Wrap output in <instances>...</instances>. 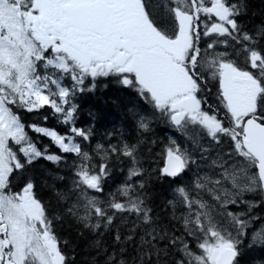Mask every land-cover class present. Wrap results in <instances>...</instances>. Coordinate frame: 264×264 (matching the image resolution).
Here are the masks:
<instances>
[{
    "label": "snow or ice",
    "instance_id": "6c2138e0",
    "mask_svg": "<svg viewBox=\"0 0 264 264\" xmlns=\"http://www.w3.org/2000/svg\"><path fill=\"white\" fill-rule=\"evenodd\" d=\"M246 7L244 0H0V264H74L70 242L54 231L61 215L49 212L35 179L24 178L41 159L59 167L66 158L38 147L26 127L76 157L71 186L56 197L89 233L93 264L95 257L103 264H239L248 229L264 244V218L253 211L264 206V25H242ZM100 78H113L152 109L151 117L137 114L143 133L158 113L209 161L203 175L174 189L169 220L148 203L138 144H97V162L75 139L89 141L91 131L74 126L73 99ZM209 81L218 85L217 107L200 95ZM45 107L73 135L22 122L18 110ZM113 155L127 159L126 180L107 196L93 195L104 193ZM164 158L159 175L173 180L197 164L175 139ZM18 176L24 182L13 191ZM129 244L134 256L126 258Z\"/></svg>",
    "mask_w": 264,
    "mask_h": 264
},
{
    "label": "trees",
    "instance_id": "16d2710c",
    "mask_svg": "<svg viewBox=\"0 0 264 264\" xmlns=\"http://www.w3.org/2000/svg\"><path fill=\"white\" fill-rule=\"evenodd\" d=\"M155 2L156 0H150V3ZM244 3L247 7L244 14L239 17V22L250 30L264 25V0H244ZM62 83L64 86L71 87V80L68 77H65ZM217 88L218 85L215 81H209L205 90L200 94L213 107L218 105L216 101ZM73 103L77 105L74 126L91 131L89 141H82L80 137H75V139L82 143L83 149L95 157L97 162L99 161V156L95 152L97 144H102L105 148L121 142L139 145L141 162L146 170L143 179L147 181L148 203L161 219L169 220L172 209L167 202L172 199L174 189L194 181L197 172L203 175L208 170L209 161L200 159V150L192 143V140L177 131L164 119H160L158 113L156 118L152 119L150 132L143 133L137 126V114L151 117L152 109L134 91L116 83L113 78H100L96 81L95 89L90 92L77 93ZM18 112L26 126L35 123L55 129L61 134L73 135L69 126L60 123L53 115L52 110L47 107L40 112L28 113L23 110H18ZM45 116H47L46 121L44 120ZM26 131L42 150L46 146L50 152L65 156V162L59 167L43 159L37 161L24 174V178H34L37 183L38 196L48 206L49 212L53 216L61 215V219L54 220V231L62 240L70 242V246L66 247L65 251L69 254L70 259L74 260V264H93L94 256L88 247L89 233L83 231L72 218L63 214L64 204L58 202L56 197L57 191H65L71 186V165L76 157L74 154L59 153V149L51 143L49 138L32 132L30 128L26 127ZM171 139L190 148L199 165V168L197 164L190 165V170L184 174L183 179L178 177L173 180L159 175V169L164 165V150ZM65 163L68 167H65ZM109 165L111 174L105 181L104 193H92L93 195L107 196L109 192H115L125 182L128 168L127 159L124 157L117 159L113 155L109 159ZM52 175H62L65 179L53 182ZM24 178L18 176L13 181V191H19ZM232 210H236L234 206ZM253 211L256 215L264 218V206L256 207ZM132 219L134 218L129 217V222ZM117 223L119 222L117 221ZM260 226L259 222L255 225L257 229ZM121 229L127 231L125 225H121ZM82 231L83 234H81ZM252 237V229H248L247 235L241 237L240 256L237 258L239 264H264V244L254 242ZM106 240L109 244L112 243L110 236H106ZM132 247L131 244L128 245L126 258L134 256ZM95 260L99 261V264H103L102 257H95Z\"/></svg>",
    "mask_w": 264,
    "mask_h": 264
}]
</instances>
